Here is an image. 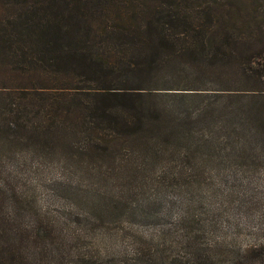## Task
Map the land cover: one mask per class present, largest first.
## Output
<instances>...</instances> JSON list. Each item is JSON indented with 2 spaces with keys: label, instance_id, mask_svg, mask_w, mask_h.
Masks as SVG:
<instances>
[{
  "label": "trees",
  "instance_id": "16d2710c",
  "mask_svg": "<svg viewBox=\"0 0 264 264\" xmlns=\"http://www.w3.org/2000/svg\"><path fill=\"white\" fill-rule=\"evenodd\" d=\"M0 68V264H35L9 165L103 169L263 134L264 0H6ZM228 262L264 264V245Z\"/></svg>",
  "mask_w": 264,
  "mask_h": 264
},
{
  "label": "rangeland",
  "instance_id": "374dc122",
  "mask_svg": "<svg viewBox=\"0 0 264 264\" xmlns=\"http://www.w3.org/2000/svg\"><path fill=\"white\" fill-rule=\"evenodd\" d=\"M6 74L0 68V88ZM214 98L179 109L195 112ZM262 132L206 145L167 141L151 156L119 157L103 169L29 159L9 165L30 261L229 264L252 256L264 245Z\"/></svg>",
  "mask_w": 264,
  "mask_h": 264
}]
</instances>
